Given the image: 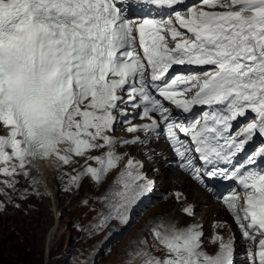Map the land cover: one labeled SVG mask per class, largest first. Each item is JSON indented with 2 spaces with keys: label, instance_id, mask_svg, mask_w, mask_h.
<instances>
[{
  "label": "snow or ice",
  "instance_id": "1",
  "mask_svg": "<svg viewBox=\"0 0 264 264\" xmlns=\"http://www.w3.org/2000/svg\"><path fill=\"white\" fill-rule=\"evenodd\" d=\"M133 8L143 9L142 17L130 16ZM176 65L203 70L169 77ZM120 103L149 121L128 132L159 134L164 126L179 167L195 180L236 182L224 202L244 240L255 242L250 264H264V169L254 167L264 158V0H0V173L13 176L29 157L55 156L67 165L73 155L87 156L69 185L85 175L99 183L121 161L105 134ZM197 106L195 117L173 119L174 109L191 114ZM237 120L244 122L234 129ZM257 135L261 144L234 164ZM139 167L127 160L103 197L111 211L97 227L110 219L126 224L132 205L151 190ZM182 211L192 214L191 206ZM148 232L151 243L140 239L124 264H234L232 236H214L218 251L208 254L197 225L159 220Z\"/></svg>",
  "mask_w": 264,
  "mask_h": 264
},
{
  "label": "rangeland",
  "instance_id": "2",
  "mask_svg": "<svg viewBox=\"0 0 264 264\" xmlns=\"http://www.w3.org/2000/svg\"><path fill=\"white\" fill-rule=\"evenodd\" d=\"M78 165L75 161L70 167L58 171V183L50 182L53 177L41 181L47 193L45 201L34 197L36 189L27 186L31 183L29 178L20 175L0 177V195L34 193L25 200L26 203L21 200L10 207L3 204L0 197L3 205L0 208V264H7L6 260L11 257L17 264H124L140 239H148L151 243L148 229L159 220L174 221L180 227L195 219L204 229H210L216 212L207 211L210 208H206L208 203L203 201H210V198L197 186L202 192L200 201L188 196V200L200 207L196 208L193 218L183 216L175 203L168 201L148 208L142 215L127 213V224L110 219L102 227H97L102 217L111 211L103 197L109 194L117 175L115 171L110 172L99 183L86 175L78 184L69 185L70 177L77 174ZM164 173L180 180L181 173L162 169L155 175L162 187L167 186V182L162 181ZM6 180L14 182L13 186L3 183ZM178 183L183 190L182 181ZM49 229L53 231L47 246L44 242ZM154 254L161 255L159 251Z\"/></svg>",
  "mask_w": 264,
  "mask_h": 264
},
{
  "label": "bare ground",
  "instance_id": "3",
  "mask_svg": "<svg viewBox=\"0 0 264 264\" xmlns=\"http://www.w3.org/2000/svg\"><path fill=\"white\" fill-rule=\"evenodd\" d=\"M54 162H48V161H43V160H40L38 162H32L30 163L26 169L24 168L22 171L18 172L17 175H20L19 177H26V178H29V180L31 181V183H27V186L29 188H35L36 189V193L34 195L31 194L29 195L28 192L26 193H23V194H12L10 196H8V193L7 195H0V197L3 198V204H6V205H10L11 204H14V203H17L21 200H23V202H25V200L27 199H30V197H34L35 198H40L39 201H45V198L47 197V193L45 191V187H43V185L41 184V181H43L45 178H52V181L50 182H56V179H57V176L59 175L58 171H60L61 169H66L65 167H62V168H53L50 164H53ZM79 166V165H78ZM24 171H27L28 172V175L25 176L23 173ZM111 171V170H110ZM53 175V176H52ZM65 176L63 175V178ZM7 178V177H5ZM4 178V179H5ZM62 178V179H63ZM164 178V179H163ZM163 178H162V181L164 183L167 182V184L165 185H168L171 183V177L168 176V174L166 175L165 173L163 174ZM172 178H176V176H172ZM24 179V178H23ZM62 179L61 182H62ZM26 180V179H25ZM180 180L182 181V186H183V190H185L187 196H191L193 198L196 199V202H199L200 199H201V195H202V192L201 190H199L195 184H193V182L191 180L189 181H186L185 179V176L184 175H180ZM46 181V180H45ZM64 182V181H63ZM31 186V187H30ZM26 187V185H25ZM24 187V188H25ZM16 188V187H15ZM27 188V187H26ZM40 191V193L37 194V192ZM106 193V192H105ZM5 194V193H4ZM204 195V194H203ZM22 202V201H21ZM203 202H206L208 203L207 205H205L206 208H210V210H207V211H213V212H216V214L214 215V217H228V212L225 211V210H221L217 207V203L214 202V203H211L210 201H203ZM26 203V202H25ZM48 207V206H47ZM19 208V207H18ZM197 208H200L199 205ZM16 209V208H15ZM14 210V209H13ZM20 210V209H19ZM200 210V209H199ZM184 216V215H183ZM186 217V216H185ZM53 228V227H51ZM54 229V228H53ZM52 229H49L47 234H46V238H45V242L44 244H46L48 246L50 240H51V235H52ZM47 250V249H46Z\"/></svg>",
  "mask_w": 264,
  "mask_h": 264
},
{
  "label": "trees",
  "instance_id": "4",
  "mask_svg": "<svg viewBox=\"0 0 264 264\" xmlns=\"http://www.w3.org/2000/svg\"><path fill=\"white\" fill-rule=\"evenodd\" d=\"M6 263L7 264H17L16 260L12 259V257L10 259H7ZM21 264H22V262H21Z\"/></svg>",
  "mask_w": 264,
  "mask_h": 264
}]
</instances>
